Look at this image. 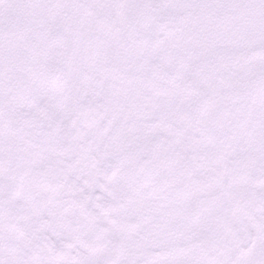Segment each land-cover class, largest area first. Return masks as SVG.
<instances>
[{
    "label": "snow or ice",
    "instance_id": "snow-or-ice-1",
    "mask_svg": "<svg viewBox=\"0 0 264 264\" xmlns=\"http://www.w3.org/2000/svg\"><path fill=\"white\" fill-rule=\"evenodd\" d=\"M0 264H264V0H0Z\"/></svg>",
    "mask_w": 264,
    "mask_h": 264
}]
</instances>
